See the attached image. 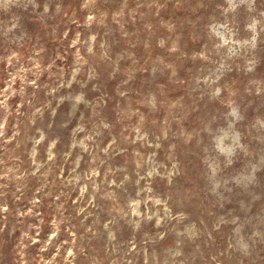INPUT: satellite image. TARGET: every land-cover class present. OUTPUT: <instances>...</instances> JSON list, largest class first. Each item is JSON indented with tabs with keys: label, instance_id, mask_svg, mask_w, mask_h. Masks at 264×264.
Wrapping results in <instances>:
<instances>
[{
	"label": "rangeland",
	"instance_id": "374dc122",
	"mask_svg": "<svg viewBox=\"0 0 264 264\" xmlns=\"http://www.w3.org/2000/svg\"><path fill=\"white\" fill-rule=\"evenodd\" d=\"M0 264H264V0H0Z\"/></svg>",
	"mask_w": 264,
	"mask_h": 264
},
{
	"label": "bare ground",
	"instance_id": "6f19581e",
	"mask_svg": "<svg viewBox=\"0 0 264 264\" xmlns=\"http://www.w3.org/2000/svg\"><path fill=\"white\" fill-rule=\"evenodd\" d=\"M220 31V30H219ZM220 36H222V35H220ZM225 37V36H224ZM223 38V37H222ZM222 136V135H221ZM223 143V142H222ZM222 146H223V144H221ZM221 147V146H220ZM225 147L227 148V146L225 145ZM225 147H224V149H225ZM221 148H223V147H221ZM229 149V148H228Z\"/></svg>",
	"mask_w": 264,
	"mask_h": 264
}]
</instances>
